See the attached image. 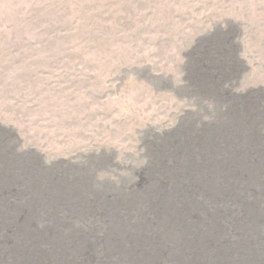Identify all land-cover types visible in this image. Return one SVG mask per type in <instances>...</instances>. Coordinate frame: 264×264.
Listing matches in <instances>:
<instances>
[{"label": "rangeland", "instance_id": "rangeland-1", "mask_svg": "<svg viewBox=\"0 0 264 264\" xmlns=\"http://www.w3.org/2000/svg\"><path fill=\"white\" fill-rule=\"evenodd\" d=\"M242 207L264 216V0H0V264H247Z\"/></svg>", "mask_w": 264, "mask_h": 264}, {"label": "bare ground", "instance_id": "bare-ground-1", "mask_svg": "<svg viewBox=\"0 0 264 264\" xmlns=\"http://www.w3.org/2000/svg\"><path fill=\"white\" fill-rule=\"evenodd\" d=\"M249 203L251 204V202H249ZM205 209L206 208H202V212H204ZM247 209H248L247 207H244V208L242 207V213L244 214L245 217H247V219H246L248 221V222H246L247 225L245 226V228H243L244 230H242V229H240L242 227L240 225H238L237 222H235L236 225L234 227H238V229H235L233 231V234L236 236H239V235L242 236L243 233L245 235H250L251 232L253 231L252 227L257 228V237L254 239H250L251 241H248L249 244L244 249H246V253L250 252L247 250V248H250L253 250L256 248L260 252L259 253L260 257H257L259 262H256L257 258L251 257L247 260V264L248 263L249 264H264V236H262L258 233V232H260V230L264 231V216H262L259 211H256V210H248L247 211ZM178 210H179L180 215H182L181 217L176 218V219L165 220V225H167V227L175 228V229H173L174 231H181V230L184 231V230H188V229H190V227H192V228H195L197 231H212V233H214V234H222V232H224V231H225V233H230V232H228V226L223 227V225H221L220 223L214 229H210L209 228L210 226L208 227V222H206V221H205V225L200 226V224H202L203 221H201L202 217L200 216L201 214H199V213H195L194 215L188 216V218L191 217L192 219L187 220L184 217L186 215H184L182 209L180 208ZM163 214L168 215L167 213H163ZM226 214H227V218H230L233 220V216H235V214H238V213L236 212L235 207H229ZM192 220L194 221L193 226H191V224L189 223ZM235 220L237 221L236 218L234 219V221ZM158 222L159 221H156V222H154V224H157ZM197 241H199V243H197V244L205 245L207 247H216V245H219L220 248H227L229 250H231V249L233 250L234 249L233 244H236V241H234V240H232V241L228 240L227 242L226 241L221 242V240H217L215 238L213 239V238H210L209 236H206V237L199 236L195 240L192 241V245H196ZM236 247H237V245H236Z\"/></svg>", "mask_w": 264, "mask_h": 264}]
</instances>
